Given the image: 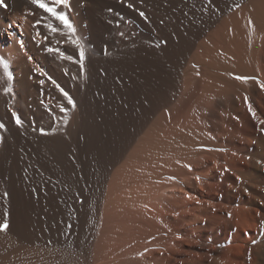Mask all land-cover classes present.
<instances>
[{
    "label": "bare ground",
    "instance_id": "obj_1",
    "mask_svg": "<svg viewBox=\"0 0 264 264\" xmlns=\"http://www.w3.org/2000/svg\"><path fill=\"white\" fill-rule=\"evenodd\" d=\"M244 1L68 0L64 6L45 0L67 16L74 29L70 31L31 0H3L0 5V123L4 124L0 128V223L7 221L10 227L0 232V264H118L120 261L131 264L130 258L135 256L139 261H134L136 264H175V251L180 249L181 242H191V224L197 227L201 217L207 216L212 227L211 223L223 219L218 211L211 214L214 210L209 207H191V197L188 198L194 181L191 174L199 173L195 172V166L191 170V163H203L205 155V159L210 158V152H200L204 156L197 154L203 161L195 155L192 159L197 161L186 158L190 154L184 156L183 163L189 159L182 166L185 169L178 167L181 169L176 170L178 174L169 172V177L176 175L178 180L172 181V176L170 181L162 180L147 190L144 181L155 169L152 167L159 166L149 167L148 163L164 150L158 153L162 147L154 126L153 136L148 134L147 139L141 134L150 117L157 116L156 110L178 91L181 67L197 38ZM261 3L264 5V0ZM141 11L147 19L139 15ZM164 40L167 43H162ZM17 117L22 122L20 125L15 122ZM41 128L46 135L41 134ZM136 141L137 146L127 155ZM214 153L212 156L211 152V159L217 154ZM123 159L127 162L114 172ZM156 160L154 163H159ZM211 162L218 171L210 166L205 178L212 177L214 172L217 176L223 173L221 164ZM161 169L169 174L168 168ZM112 172L116 176L108 186ZM127 177L132 180L128 178L130 186L138 189L134 188V192L128 189L130 198L122 199L119 210L110 208L112 212L108 214L101 212L107 214L104 222L99 219L104 224L99 238L103 240L93 249L91 245L95 242L91 239L99 223L102 188L125 187ZM92 188H96L93 193ZM243 218V212L235 210L231 220L224 222L241 228ZM202 230L199 226L193 231L204 239ZM224 238L212 237V244ZM233 239L227 250L235 255L241 247L238 246L242 240L240 231ZM259 246L261 249L262 245Z\"/></svg>",
    "mask_w": 264,
    "mask_h": 264
},
{
    "label": "rangeland",
    "instance_id": "obj_2",
    "mask_svg": "<svg viewBox=\"0 0 264 264\" xmlns=\"http://www.w3.org/2000/svg\"><path fill=\"white\" fill-rule=\"evenodd\" d=\"M258 1L245 0L239 7L235 8L230 13L220 18L213 27H211L207 32L197 38L195 44L191 48L190 53L186 57L181 67L179 74L180 82L178 84V91H176L177 93L175 92L172 97L170 96V99L168 98V100H166V102L156 110L155 113L157 115V118L155 117V114H153L154 117L153 115L150 117L141 134L142 138L145 137L148 139V137H150L151 135L153 136V132L156 131H154V128L158 129L159 134L157 136V140L161 143L162 147L158 153H160L162 150H166L165 152H161L164 155L160 153L161 158L157 153L158 158L156 159H159V163H154L155 161H157L155 158H153L155 160L151 161L153 162L152 165L150 164L151 162L148 161L149 167L156 164H159V166H156L158 167V171L155 166L152 167L155 169L151 168V173L149 172V175H151H148L145 179L146 181H144V184L147 185H144L143 187L147 190L148 188L152 190L158 184L164 182L162 180L166 179L165 181H170V178H172L173 176L171 175V177H169L170 173H172L171 170L177 172L179 170L178 167L184 170V167L186 166L185 164L189 160L187 159L185 160L186 163L185 161L183 163L182 159L184 158V156L190 154V156L188 155V157L186 158L191 157L192 159L194 158V155L197 157V154L198 156H201V153L203 152H210L209 159H205L206 155L204 158L199 157L201 160L203 158V163L201 161H199L198 163L196 162V164L191 163L193 164L191 165V170L194 168L192 166H195V172L199 173H193V171H191V173H193L191 174V180L194 181L193 185H191V192L189 191L190 196H188V198L191 197L189 198V200L191 199V207H209L211 208V210H214V212H211V214H214L216 211H218V214L222 215L223 219L216 220L215 224L211 223L212 227L209 226V218L207 216L201 217V221L199 222V224L198 222H195L196 224H198L197 227H193V224H191V242L179 241L181 242V247L184 248V250L179 247L182 251L179 248V250L176 249L175 251V256L177 257V261L175 260V262H177L178 264H264V223H262V221H264V107L262 105L264 104V88L261 87V85H264V13H262V11L264 10V5H261L263 4L261 3L262 0ZM251 2L255 7L251 5ZM255 2H257L258 5ZM258 9H261V11L259 10L258 12ZM256 10L259 14L256 12ZM252 11L254 12V14L252 13ZM255 12L256 15L258 14L257 16L255 15ZM250 13L251 17L253 16V18L249 16ZM247 17H249V20H252L251 24H249V20ZM241 19L248 21H244ZM237 20L241 21L239 22L243 26L242 29L240 28L241 25ZM248 24L249 26H247ZM246 26L248 27V29L246 28ZM230 28L234 30H231ZM244 28L246 29L245 32ZM225 30H228L227 33L225 32ZM230 30L233 32H230ZM228 32L232 35V37L229 36L230 34ZM221 33L223 34V36ZM241 33H243L244 35L245 33L247 34L244 36L243 34L241 35ZM212 34L213 36H211ZM219 36L221 37L219 38ZM227 37L229 38V40ZM232 38L234 39L232 40ZM207 40L209 42H207ZM232 45L233 48H231ZM237 49L239 50L237 51ZM203 53L206 55V57ZM206 59H208V62ZM220 61H223L224 64H222L223 62L221 63ZM229 65L232 66L230 67ZM203 67H206L205 70ZM228 67H230V69ZM237 76L247 77L248 79H236ZM188 81L190 82L188 83ZM245 97H247V102L245 101ZM255 102L258 104H256ZM260 102H262V104ZM249 104H251L252 109L255 112V116H252V113L249 112ZM155 123H158L159 125H155ZM148 134L150 136L147 137ZM160 139L162 142L160 141ZM171 143H173L172 147ZM136 144H138L137 141L132 144L131 149L129 150L130 152L128 151L129 153H127V155L131 153V150L133 151V149L137 146ZM174 144L176 145L174 146ZM167 145H169V148H171L169 149ZM211 152L212 156L214 152L217 153H214V155L222 154L224 156L222 158V156L217 157L215 155L214 159H211L213 158L211 156ZM179 154L182 156H179ZM167 157H173V159H167ZM199 158L197 157L196 159ZM161 159L163 161H161ZM221 159L224 160L223 163ZM123 160H121L118 165L115 166L116 168L114 167V172H116L115 169H117L118 171L119 168L123 167L122 164H125L127 162V159H125L124 161ZM213 160H215V162L219 165L221 164L220 166H218L221 168V170L223 169L224 171L222 170L223 173H218L217 176V172H214L213 170L214 173L212 172L213 175L212 177H210L211 179L209 177L205 178V176L210 173L209 169L211 170V167L214 168L215 171H218V169H216L217 166L214 167V163L211 162ZM165 162H168L167 164L169 165L165 164ZM199 163H201V167L198 165ZM171 164L172 166L176 167L175 170L171 166ZM204 164H207V167H205ZM159 168L161 170L160 172ZM161 168L165 170L168 168L167 170L170 171H166L170 173L166 175V172H164V170L162 171ZM180 171L181 169L178 172ZM162 172L163 174H160L159 176V173ZM178 172L173 174H178ZM205 172L208 174H206ZM164 173L166 176H162L164 175ZM111 174L108 177L109 179H107V185L111 183H109V181H112V178H115L114 175L116 176V173H113V175ZM153 174L157 178H155ZM128 178L129 177H127L126 180H128ZM174 178L175 181L176 179H179L175 175L173 176L172 181H174ZM130 180H128V182L126 181L123 184L125 187L122 186V188H112L113 190H111V188L108 187L109 185H106V188H102L103 192L101 193L103 194L101 195L102 198H100L101 202L99 201V203L103 205L99 204L98 212L100 214L97 212V216L100 218H97L98 220L103 219L102 221L104 222V218H106L105 216L108 214V212H112L111 209L117 210L118 205L120 206L124 202L122 199H129L131 195V193L129 192H134L138 189H136L134 185L133 186L135 190L134 188H132V186H130ZM152 183L155 186H151ZM95 189L96 188H92V193L95 191ZM117 189H119L120 191ZM111 191L113 192V194ZM112 198L116 200H113ZM108 200H110V202ZM117 201L119 202V204H117ZM105 202L108 203L106 204ZM216 206L221 207V209H217ZM235 210L242 211L244 214V218L242 221L243 224H241V228L231 222H224V219L228 221L231 220L230 218L233 215V211ZM101 212H106L107 214H101ZM102 221L99 220V225L97 224L95 230L93 231L96 232L95 234H93L91 239V242L94 241L96 243H93V245H91L93 246V249L97 248L99 243L103 240L99 239L102 238L103 235L101 233L104 225ZM197 221H199V219H197ZM199 226L204 229L202 230V236H204V239L200 238L199 232L193 231L197 230ZM237 231H240L241 234L242 240L241 242H238L240 243L238 246L241 247H238L237 252H239L233 255L228 252L227 248L233 243V238L236 236ZM211 236L225 238L224 240H219V242L215 241V244H212L213 239ZM95 239H99V241H96ZM209 240L211 241V243ZM260 242H262L263 244H259ZM257 244L262 245L263 248L261 247L260 249V246ZM254 246H257L255 247V251H257L258 248L260 249H258V253L253 250ZM185 249H189V252ZM185 252L191 254L187 253L188 256L187 254L182 255L185 254ZM135 258L136 256L133 259L130 258L132 261L131 264H136L135 262H139L136 261L137 258ZM178 258L184 259V263L182 262V259L180 260ZM121 263L122 262L120 261L118 264Z\"/></svg>",
    "mask_w": 264,
    "mask_h": 264
},
{
    "label": "snow or ice",
    "instance_id": "obj_3",
    "mask_svg": "<svg viewBox=\"0 0 264 264\" xmlns=\"http://www.w3.org/2000/svg\"><path fill=\"white\" fill-rule=\"evenodd\" d=\"M211 2H212V0H209V3H211ZM31 3L36 5L38 8L43 9L45 12L49 13L51 16L55 17L57 20H59L64 25V27H66L70 31H74L73 26L69 22L67 16H65L62 12H58L54 6H49V4L45 2V0H31ZM67 3H68V0H54V4H62L64 6H67ZM2 4H3V0H0V5H2ZM128 7L131 8L132 5L129 4ZM237 7H239V5H237ZM139 15L141 17L147 19V17L145 16V13L142 11L139 12ZM161 23H163V20H161ZM251 23H252V21L249 20V24H251ZM52 31H56V29L52 28ZM121 35H123V33ZM162 43H167V41L164 40V41H162ZM156 46L159 47V44ZM50 51H52V50L50 49ZM83 59H84V53H83V51H81L80 52V60L83 61ZM4 67L7 68V65H4ZM236 79H245L246 80L248 78L237 76ZM41 83H43V81H41ZM261 87L264 88V85H261ZM64 95L68 98L69 103L72 104L73 107H75L76 105H75L74 101L72 100V98L70 96H68V93L65 92ZM245 101L247 102V97H245ZM249 112H251L252 115L255 116V112L253 111L251 104H249ZM13 116H16V114L13 113ZM15 122L17 125H20L22 123L18 117L16 118ZM0 128H4V124L0 123ZM40 132H41V134H44V135L47 134L44 132L43 128L40 129ZM5 195H7V193H5ZM229 215H231V214H229ZM262 223H264V221H262ZM9 227H10V225L7 221L0 223V232L7 231L9 229Z\"/></svg>",
    "mask_w": 264,
    "mask_h": 264
}]
</instances>
